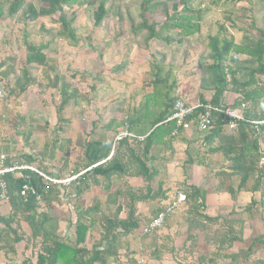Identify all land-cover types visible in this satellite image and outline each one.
Listing matches in <instances>:
<instances>
[{
	"label": "rangeland",
	"instance_id": "374dc122",
	"mask_svg": "<svg viewBox=\"0 0 264 264\" xmlns=\"http://www.w3.org/2000/svg\"><path fill=\"white\" fill-rule=\"evenodd\" d=\"M87 1L75 0L62 7L78 37L76 42L58 36V14L26 21L22 15L25 5L10 16L8 5L5 4L0 15V87L3 86L7 94V97L0 98V146L8 148L7 154L1 152L0 155L4 154L12 161H23L24 154H31L36 158V163L31 166L57 173L60 178L74 175L72 172L75 169L83 171L81 156L84 140L95 138L109 120L120 123L114 130L105 133L114 142L116 131L122 126L127 110L139 105L143 96L152 90L150 81L154 72L153 63L161 67L162 77L168 76V83L173 84L171 96L181 97L187 102L196 101L201 95L209 100L212 90L200 87L205 76L203 64L211 63L206 47L207 36L217 34L221 38L241 43L244 38H258L259 30L264 31V0H192V8L203 11L199 33L184 39L180 44H166L157 40L145 44L144 33L133 31V26L141 21L140 4L144 0H104L107 15L99 27L93 26L92 10ZM168 5L170 10L171 3ZM146 15L159 23L163 18L160 9L149 10ZM23 39L35 45L47 44L44 53L48 58L56 60V72L79 92L78 102L67 105L63 111L67 122L61 125V129H58L55 113L60 101L56 89H39L31 85L23 93L13 92L15 80L24 67L26 49ZM246 60L247 57H240V67L252 66ZM27 67L33 75L37 74L35 65ZM245 75L246 72L242 71L237 74L240 80L245 79ZM256 78L264 83V73L257 74ZM237 97L238 94L229 86L223 104L230 105ZM200 144L197 150L204 152L202 142ZM178 146L174 144V147ZM174 154L177 159L174 161H180L178 157L181 155L178 152ZM165 155L157 157L162 168L165 167L167 157L170 160L173 157L170 152ZM173 165L167 167L171 180L174 177ZM210 168L213 169H203L200 177V173L194 172L193 182H199L206 194L214 195L211 200L216 203L218 200L224 208L222 212L218 211V206L210 203L207 204L205 214L212 217H242L244 220L243 241L220 251L212 264H232L229 257H225L228 254H239L235 264H264V245L256 244L248 259L242 256L253 238L264 239V192L253 193L256 205L249 214L245 213L241 211L244 204L231 206L235 198H231L226 191L228 186L233 187L236 196L238 192L245 191L236 190L239 178L231 173L218 172L223 168L218 167L216 162H211ZM174 172L178 182H169V201L179 190L181 179V170L174 167ZM223 174L225 180L222 182L219 177ZM169 178H164L162 174L161 179H165V183H168ZM118 183H124L123 179L113 178L111 191L115 190ZM251 184L248 182L247 187ZM216 186L219 190H216ZM62 187L64 190L59 192V200L51 202L47 207V211L56 216L57 221L73 219L72 207L76 203L88 206L93 200H98L103 205L105 201L106 191L100 185H92L79 200L73 196L71 184ZM168 199L165 201L169 202ZM187 209V204H183L168 217L161 229L150 235H143L141 226L123 239L118 259L108 264H138V260H143L141 264H197L199 255L206 260L211 258L217 246L211 242L213 231L188 227ZM233 209L234 214L231 212ZM6 210L0 206L1 215L6 214ZM220 222L212 224L211 229L218 230ZM21 224V230L27 231V226ZM206 224L210 225L208 222ZM99 229L96 225L89 231L85 246L90 247L99 241ZM22 246L23 243L18 244V248ZM31 247L37 250L38 244H30L28 255ZM156 250H159L158 257L152 255Z\"/></svg>",
	"mask_w": 264,
	"mask_h": 264
},
{
	"label": "trees",
	"instance_id": "16d2710c",
	"mask_svg": "<svg viewBox=\"0 0 264 264\" xmlns=\"http://www.w3.org/2000/svg\"><path fill=\"white\" fill-rule=\"evenodd\" d=\"M75 0H0V15L2 7L8 5V15H15L25 5L22 15L26 21H34L38 17L58 14L60 30L58 36L76 42L78 37L71 21L66 18L62 7ZM144 0L140 4V22L133 26L134 33L143 32V42L150 40L162 41L166 44H180L200 32L203 11L191 6L192 0ZM235 1V0H234ZM171 3L170 10L168 4ZM87 5L92 10L93 26L99 27L107 15L104 0H88ZM160 9L163 14L161 22H156L147 17L149 10ZM174 34L177 38H174ZM25 38V37H24ZM206 47L209 50L208 57L211 63L204 65V74L201 89L212 90L209 100L200 96L198 100L214 105H222L223 97L231 87L238 94L230 104L236 107L241 103L246 105L245 117L252 121L264 120V83L257 80V74L264 73V31L259 30L256 39L244 38L241 43L232 39L221 38L217 34L207 36ZM26 54L24 67L15 80L13 92L23 93L27 87L36 85L39 89H56L60 95V101L55 108L58 129L67 120L63 116L65 107L71 103H77L79 92L66 82L64 76L56 72V60L48 58L44 53L47 44L35 45L23 39ZM247 57L251 67H240V57ZM0 62V67H1ZM35 65L36 75H33L27 67ZM151 92L143 96L142 102L127 110L124 122L128 129L136 136H143L139 141L135 138L120 140L112 151L113 141L105 133L114 130L120 123L109 120L103 126L101 133L95 138L84 140L82 144L81 168L82 172L76 180L71 182L72 194L76 200L90 189L92 185H100L106 191L105 201L102 205L98 200H93L88 206L76 203L73 205V219H68L71 237L63 238L58 234V222L56 216L47 211V207L53 201H58L62 186H49L44 189L40 176L33 172L25 171L29 175V183L35 193L28 192L25 196L20 194L24 182L15 173H7L2 176L6 182L9 212L0 214V251L3 252L6 263L17 259L18 244L23 243L24 250L29 249L30 244L38 248L31 250V254L24 257L21 264H108L115 262L119 257V249L123 239L132 235L141 226L159 213L163 206L161 203L167 200V194L163 190L162 170L158 165V155H164L173 151V145L177 136L171 133L175 128L174 121H165L171 114L173 103L178 96H171L173 84L168 83V76L162 77L161 67L153 63ZM246 72L245 79L240 80L237 74ZM53 75H51V74ZM94 89V86L92 87ZM7 97V94H6ZM225 105V104H223ZM123 122V123H124ZM54 143V142H52ZM55 144V143H54ZM54 144L53 147L55 146ZM204 153L219 156L231 175L237 176L239 182L237 191L264 192V168L259 162V149L264 146V124L254 125L248 122H238L235 130L229 131L225 127L222 118L217 116L214 126L210 127L202 137ZM8 152L7 146H0V153ZM24 160L18 161L33 165L36 158L31 154H24ZM10 158H6L5 164L10 165ZM46 174L59 178L57 173L47 172L37 166ZM136 177L142 181V186L133 189L127 183V178ZM113 178L123 179L119 187L111 191ZM155 179H158L155 183ZM251 186L247 187V183ZM183 193L187 204V226L196 230L213 231L212 243H216L215 251L208 260L199 255L197 264L214 263L220 251L230 248L234 243L243 241V218H228L223 216H208L205 214L206 191L197 187L184 188ZM232 196L234 190L226 188ZM65 194V193H64ZM153 201L157 207L151 211V216L144 220L138 214L137 203ZM181 204V205H183ZM256 205L251 200L241 211L250 213ZM234 214L235 210H231ZM124 213V216L121 214ZM219 229L212 230L211 226L219 222ZM206 222L210 223L206 224ZM27 226L22 229V224ZM98 226L99 241L92 246H85L89 231ZM163 227V226H162ZM256 244L264 245L262 237L253 238L244 249V259H248L253 253ZM153 256H159V250L152 252ZM232 264H235L239 254H228ZM261 263V262H260Z\"/></svg>",
	"mask_w": 264,
	"mask_h": 264
},
{
	"label": "built area",
	"instance_id": "2783aa9c",
	"mask_svg": "<svg viewBox=\"0 0 264 264\" xmlns=\"http://www.w3.org/2000/svg\"><path fill=\"white\" fill-rule=\"evenodd\" d=\"M3 86L0 87V98L5 97ZM246 105L241 103L239 106L233 107L230 105H214L208 102H201L196 100L193 102H187L181 97H177L173 103L172 114L165 120L174 121L175 128L173 129L171 135L176 136L180 131H188L195 127L197 131L203 136L206 134L208 129L215 124V119L217 116L222 118V121L225 123L227 130H235L238 122H248L254 125H263L264 120L262 121H252L248 120L245 117ZM125 138H135L139 141L143 140V136H136L128 129L127 122H124L120 128L117 129L116 135L114 137V142L112 146V151L114 146L122 139ZM259 166L264 168V146L259 149ZM6 156L4 154L0 155V203L7 202L8 193L6 182L2 179V176L7 173H15V175L24 180L20 194L25 196L28 192L32 194L35 193L33 188L29 183V175L25 171L33 172L40 176L42 179L44 189H48L49 186H66L71 184L79 174H74L67 178H57L50 176L31 165L25 163H19L18 161L10 160L11 164L6 165L5 160ZM186 200V196L183 192H177L176 196L167 202L163 209L157 213L155 217L150 219L142 226V234L150 235L159 229L162 228L166 219L176 210L181 204ZM143 260H138V264H141Z\"/></svg>",
	"mask_w": 264,
	"mask_h": 264
},
{
	"label": "crops",
	"instance_id": "0c3cea01",
	"mask_svg": "<svg viewBox=\"0 0 264 264\" xmlns=\"http://www.w3.org/2000/svg\"><path fill=\"white\" fill-rule=\"evenodd\" d=\"M201 142H202V136L200 135V133L197 131V129L195 127H193L192 129H190L188 131H185V132L183 131L182 133H180L177 136V139L175 141V143L179 144V146L176 148L173 145V151L170 152V153H172V156H173L171 158V160H170V157H167V161L165 162V167H163V168L158 164L159 168L162 170L161 177L163 174L164 178H169L168 177L169 173H168V169H167L168 165L173 164V163L175 164V166L174 165L172 166L173 176H174L173 180H171L169 178V179H167L168 183H165L164 181H166V180L162 179L163 180V190L166 192L167 195H168V193H167L168 189L167 188L169 187V182H178L176 180L174 167L176 169L179 168L181 170V173H183L185 175V176H183L181 173H179V175H181V177H180L181 179H180V182L178 183L179 190L177 192H183V190H185L184 188H189V187H197V188L204 190L203 188L200 187L199 182L198 183L193 182V179L195 178V177H193V173L194 172L200 173V175H199V177H200L203 169H213V168H210L211 162H216L218 167L223 168V169H221V171H218V172H222V171L226 172V173L231 172L230 170L227 169V167L223 163L222 159L219 156H217L216 154L198 152L197 149L199 148V146L201 147V144H200ZM194 145H196L195 148H193ZM183 146H184V148H183ZM180 151H182V152H180ZM175 152H178L181 155L180 157H178L179 158L178 160H180L178 162H181V164L174 161V160H177V159H175L176 157L174 156ZM189 172L192 173V176H191V173H189ZM224 178H225V174L221 175L219 177V180L223 182L225 180ZM126 180H127V183L129 184V186H131L133 189H137L138 187L142 186V181L140 178L129 177ZM120 185L121 184L118 183L116 185V188L119 187ZM229 187L233 188L232 186H229ZM216 190H219L217 186H216ZM177 192H176V194H177ZM176 194L174 195V197L176 196ZM252 196H253V193H251V192H246V191L241 192L240 191V192H238L237 196L235 195V192H234V194L232 196L230 195L231 198L232 197L235 198V200L231 202V206L233 207L234 204L235 205L237 204L240 206H241V204H244V205L248 204V202H250V200L255 199V197H252ZM174 197L172 196L171 198H174ZM213 197H214V195H211L208 193L206 194V196H205V209L207 207V204L212 203L214 205L216 204L218 206V208H217L218 211L222 212L224 205L219 204L218 200H216L218 204L214 200H211V198H213ZM171 198H170V200H171ZM167 199H168V197H167ZM168 201H169V199H168ZM210 201H213V202H210ZM166 203H167L166 201H163L161 203V205L164 206ZM244 205L241 207L242 208L245 207ZM0 206L7 208L6 214L9 212L10 208H9L8 203L2 202ZM156 207H157V203H154L152 200L148 201V202L137 203L138 214H139V216L142 217L143 221L147 220L151 216V211H153V209H155ZM64 220H65V218L59 219V221H57L58 222V231L57 232H58L60 237L68 238V237H71L72 230L69 228V222L67 220H65V221ZM62 226H63V228H62ZM27 250H24L23 246H22V248L17 247V259L13 262H9L8 264H21L24 257H27L31 254V251H30L29 255H28ZM6 262L7 261L5 259L3 252L0 251V264H7Z\"/></svg>",
	"mask_w": 264,
	"mask_h": 264
}]
</instances>
